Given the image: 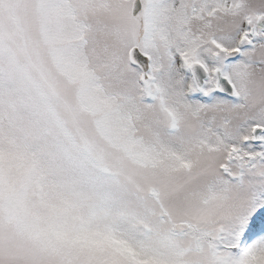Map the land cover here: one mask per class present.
I'll use <instances>...</instances> for the list:
<instances>
[{"label":"snow or ice","instance_id":"snow-or-ice-1","mask_svg":"<svg viewBox=\"0 0 264 264\" xmlns=\"http://www.w3.org/2000/svg\"><path fill=\"white\" fill-rule=\"evenodd\" d=\"M0 264H264V0H0Z\"/></svg>","mask_w":264,"mask_h":264}]
</instances>
